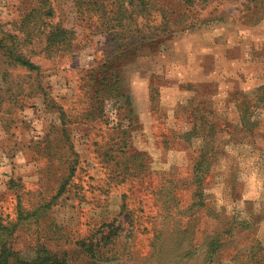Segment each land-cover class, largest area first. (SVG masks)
Returning <instances> with one entry per match:
<instances>
[{
    "label": "rangeland",
    "instance_id": "374dc122",
    "mask_svg": "<svg viewBox=\"0 0 264 264\" xmlns=\"http://www.w3.org/2000/svg\"><path fill=\"white\" fill-rule=\"evenodd\" d=\"M41 1L0 0V41ZM48 3L74 26L69 50L47 54L35 31L21 46L30 72L0 45V217L16 220L18 197L52 203L15 247L41 242L39 228L69 264H193L217 240L213 264H264V19L226 3L114 58L71 0Z\"/></svg>",
    "mask_w": 264,
    "mask_h": 264
},
{
    "label": "trees",
    "instance_id": "16d2710c",
    "mask_svg": "<svg viewBox=\"0 0 264 264\" xmlns=\"http://www.w3.org/2000/svg\"><path fill=\"white\" fill-rule=\"evenodd\" d=\"M174 1L176 4L170 5L168 0H71L73 4L71 9L74 14L73 21L81 23V26L86 28L89 34L103 36V43L105 47H110V51L115 53L114 58L136 53L157 39L190 30L203 12L211 7L226 3L238 4L240 7L246 8V11H250L247 18L252 19L251 24L253 25H257L264 19V0ZM43 9L46 10L43 12ZM55 15L56 8L48 3V0H42L40 5L25 15V19L21 21L19 26L21 37L9 33L2 34L0 45L5 48L4 57L7 62H10L8 64L18 65L30 72L40 69L21 51V46L28 38L32 37L35 31L42 37V41L44 40L43 50L47 54L71 48L76 36L74 26L63 25L60 19L53 21ZM5 40L8 41V44L4 43ZM201 168V164H198L197 170L199 171ZM68 172L71 175L74 174L73 162L68 166ZM66 186L67 182H64L60 191L51 200L58 199L64 193ZM197 197L199 204L205 206L201 196L197 194ZM17 200L16 220L6 222L0 217V264H69L62 258L63 254L53 252V248L43 242L46 232L39 228L34 232L36 240H41V242L35 246L26 247L25 251L15 247L17 227L21 225L26 233L33 224L32 220L35 221L34 217L38 210L42 207L49 208L52 204L47 202L44 206L39 205L31 211L23 209L20 197ZM197 205L198 203H195V206ZM103 225L105 228L111 229L110 234L102 238L107 241L116 229H113L109 223H103ZM205 245L206 243H204L207 253L205 255L206 262L198 263L200 258L197 257L190 260L193 264H213V256L218 251L219 244H217V240H211ZM198 247L199 244L192 247L194 251L188 256L197 255L195 252ZM26 249L31 250L33 255L25 258L22 254L26 252ZM89 250L92 255L94 253L99 255L102 251L101 248L94 251L93 247H90Z\"/></svg>",
    "mask_w": 264,
    "mask_h": 264
}]
</instances>
